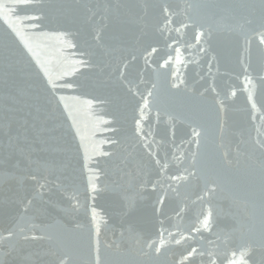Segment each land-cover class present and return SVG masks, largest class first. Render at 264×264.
I'll use <instances>...</instances> for the list:
<instances>
[{
    "label": "water",
    "instance_id": "95a60500",
    "mask_svg": "<svg viewBox=\"0 0 264 264\" xmlns=\"http://www.w3.org/2000/svg\"><path fill=\"white\" fill-rule=\"evenodd\" d=\"M262 41L264 0H0V264H264Z\"/></svg>",
    "mask_w": 264,
    "mask_h": 264
},
{
    "label": "snow or ice",
    "instance_id": "6c2138e0",
    "mask_svg": "<svg viewBox=\"0 0 264 264\" xmlns=\"http://www.w3.org/2000/svg\"><path fill=\"white\" fill-rule=\"evenodd\" d=\"M25 2H27V0H25ZM262 42H264V41H262ZM206 222V221H205Z\"/></svg>",
    "mask_w": 264,
    "mask_h": 264
}]
</instances>
